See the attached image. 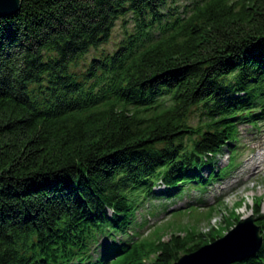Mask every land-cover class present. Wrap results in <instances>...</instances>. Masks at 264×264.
Returning a JSON list of instances; mask_svg holds the SVG:
<instances>
[{
    "label": "trees",
    "instance_id": "trees-1",
    "mask_svg": "<svg viewBox=\"0 0 264 264\" xmlns=\"http://www.w3.org/2000/svg\"><path fill=\"white\" fill-rule=\"evenodd\" d=\"M175 1L21 0L0 17V264H173L239 220L129 233L145 199L227 173L239 124L264 119V0ZM231 264H264V242Z\"/></svg>",
    "mask_w": 264,
    "mask_h": 264
},
{
    "label": "rangeland",
    "instance_id": "rangeland-1",
    "mask_svg": "<svg viewBox=\"0 0 264 264\" xmlns=\"http://www.w3.org/2000/svg\"><path fill=\"white\" fill-rule=\"evenodd\" d=\"M193 1L196 0H176L172 6L175 8L178 7V9L182 11L185 6L190 5ZM167 10H165V12H167ZM125 20H127L126 25L128 24L129 27L132 26L129 22L131 20L130 15L120 18L116 22L110 41L102 44L100 49L97 50L98 52H96L95 49H91L85 55V58L81 59L78 65L75 66V70L80 72L83 71L86 64L90 62L91 58L96 53L100 54L102 50H112L114 42H117L122 38V26L124 25ZM190 121H192L193 124H196L199 121L197 114L192 115ZM239 144L237 163L235 162L229 167V170H231L235 166L227 175L219 177L217 179L218 181L215 180L217 182L213 181L212 185H209L204 192H196L199 190L197 187H190L185 194H180L175 199L153 198L151 203H147L136 213V223L132 225L131 231L133 230L136 232L139 230L144 234L143 237H145L154 231L156 227L162 226L163 224L164 226L172 225L177 221H183L184 223L189 222L191 225L198 227L201 231H207L211 225L216 227L224 225L221 224L222 214L223 216L229 214L234 203L237 201L242 200V203L240 205H235L236 213L240 215L241 218L248 216L252 212L250 206H253L255 199L260 196L263 197L261 206L262 211L264 212V120L260 121L256 126H252L250 123L241 124ZM227 155L230 156L231 154L227 153ZM227 161L228 158L225 156L224 158H221L219 163L223 167L227 165ZM206 173L207 171L205 174ZM163 189L164 186L157 187V191ZM198 196L204 199V204L198 205L200 209L197 205H194L196 203L186 206L188 200L195 199V197H197L196 199L198 200ZM218 198L222 201L221 210L218 207V210L213 214L210 220L205 219L204 213L210 209L211 204H217ZM150 209H154L155 214H152L149 211ZM145 218L148 221L145 223L144 227H140V224ZM237 225L238 223H235L231 230H225V232H223L224 234L220 235L218 238H226L231 232H233ZM247 227L249 226L247 225ZM248 234L257 236V233L256 231L254 232V230ZM168 237L169 235L166 236V238ZM103 240L109 242L111 239L104 238ZM232 242H234L232 244L233 246L226 243L229 244L228 247L231 249L233 255L227 257L225 262L230 260V258H234V256L238 257L237 255L239 254L248 253H236L237 251H235L236 248L234 247L236 241L233 240ZM206 263L208 264V262Z\"/></svg>",
    "mask_w": 264,
    "mask_h": 264
},
{
    "label": "water",
    "instance_id": "water-1",
    "mask_svg": "<svg viewBox=\"0 0 264 264\" xmlns=\"http://www.w3.org/2000/svg\"><path fill=\"white\" fill-rule=\"evenodd\" d=\"M20 4H21V0H0V17H9V16H12V15H15L19 9H20ZM251 221V222H250ZM243 224L244 227L246 228L247 232L249 230L248 233H251V231L254 230V232L256 231L257 233V237L254 236L255 238H258L259 237V241L256 246V249L257 248H261L262 247V244H263V236L260 235V227L255 225V216L254 214L250 215L248 218H245V219H241L239 222H238V225H241ZM247 225L249 227H247ZM253 225V226H252ZM237 227L233 230L235 231L237 229ZM251 228V230H250ZM256 228V229H255ZM232 233V232H231ZM230 233V234H231ZM229 234V235H230ZM228 235V236H229ZM250 235V234H249ZM227 236V237H228ZM226 237V238H227ZM225 237L223 238H218L216 239L214 242L210 243V244H207L205 246H203L201 249L197 250V251H194V252H191V253H186V254H183L177 261H175L173 264H200V261L203 259L204 261H201V263L203 262L204 264H207L206 262H209L212 258V255L210 256V258L208 257V254H212V251L213 253H215V249H214V246L215 245H218L219 243H221L222 241H224L226 239ZM224 239V240H223ZM243 239V238H241ZM209 251V252H208ZM211 251V252H210ZM254 249L252 250H248L246 252V254H239L237 255L238 257L234 256V258H230V260H228L227 262H225L226 258L222 260V258L217 262V264H231L232 262H234L235 260L243 257L244 255H247L251 252H253ZM219 252V251H218ZM220 254L223 255V253L221 252ZM230 257V256H229ZM202 258V259H201ZM201 259V260H200ZM200 260V261H199Z\"/></svg>",
    "mask_w": 264,
    "mask_h": 264
},
{
    "label": "bare ground",
    "instance_id": "bare-ground-1",
    "mask_svg": "<svg viewBox=\"0 0 264 264\" xmlns=\"http://www.w3.org/2000/svg\"><path fill=\"white\" fill-rule=\"evenodd\" d=\"M261 235V234H260ZM262 236V235H261ZM257 237V236H256ZM243 238V239H241ZM233 240L236 241V245L234 246L236 248L235 251L238 252H246L248 250H256V245L258 244V241L260 240L259 237L255 238L252 235H249L246 228L244 227L243 224L239 225L237 227V229L235 231H233L224 241H222L221 243H219L218 245L214 246V249L216 250L215 253L212 254H208V257L210 258V256L212 255L211 260L208 262V264H217V262L222 258L225 259L226 257H229L230 255H233V253L231 252V249H229V244L231 246H233L232 244L234 242H232ZM238 242V243H237ZM263 242H264V237H263ZM229 243V244H226ZM226 244V245H225ZM263 245V244H262ZM226 249V250H225ZM219 250V252H218ZM209 252V251H208ZM211 252V251H210ZM223 253V255H221L220 253ZM202 259V258H201ZM200 259V260H201ZM199 260V261H200ZM201 261H204L203 259ZM200 264H204L203 262Z\"/></svg>",
    "mask_w": 264,
    "mask_h": 264
}]
</instances>
